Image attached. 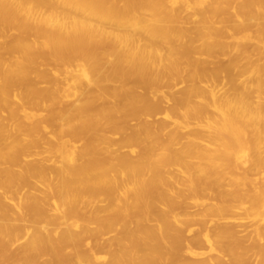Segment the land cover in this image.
<instances>
[{
    "label": "bare ground",
    "instance_id": "6f19581e",
    "mask_svg": "<svg viewBox=\"0 0 264 264\" xmlns=\"http://www.w3.org/2000/svg\"><path fill=\"white\" fill-rule=\"evenodd\" d=\"M0 264H264V0H0Z\"/></svg>",
    "mask_w": 264,
    "mask_h": 264
},
{
    "label": "rangeland",
    "instance_id": "374dc122",
    "mask_svg": "<svg viewBox=\"0 0 264 264\" xmlns=\"http://www.w3.org/2000/svg\"><path fill=\"white\" fill-rule=\"evenodd\" d=\"M181 85V84H180ZM180 85H177V87H175V89H178V87L180 88ZM182 86V85H181ZM168 105H170V104H167L166 106L168 107ZM159 117V116H158ZM157 117V118H158ZM116 138H118V137H116ZM198 207H196V206H193V205H189L188 207H186L183 211H187V212H190V213H196L198 210H199V208L197 209ZM245 223H244V225L243 226H240V227H238V229L239 230H241L242 231V235L243 234H247L249 231H250V228H249V222H248V220L246 221H244ZM203 230V228L201 227V226H197L196 228H195V233H198V232H200V231H202ZM188 236H191V234L189 233L188 234ZM200 252L202 253V254H205V253H207L208 252V250H207V248H203V249H200Z\"/></svg>",
    "mask_w": 264,
    "mask_h": 264
}]
</instances>
